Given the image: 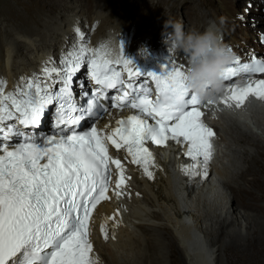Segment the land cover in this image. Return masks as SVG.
<instances>
[{"label":"snow or ice","instance_id":"1","mask_svg":"<svg viewBox=\"0 0 264 264\" xmlns=\"http://www.w3.org/2000/svg\"><path fill=\"white\" fill-rule=\"evenodd\" d=\"M75 31L83 40L79 27ZM53 63L46 62L43 79L34 74L25 83L21 77L23 86L12 92L0 80V264H99L90 239L93 211L111 199L109 191L125 195L131 179L109 145L126 151L148 179L155 178L156 166L149 144L166 147L174 141L184 148L191 163L179 167L188 176L207 178L214 158L216 133L203 119L201 100L186 86L184 64L169 57L161 73H143L124 55L123 44L113 59L106 45L93 50L83 43L62 57L60 67L49 66ZM234 64L224 69L225 81L241 73L264 74V58L252 55L241 63L237 57ZM85 67L88 87L77 85V95L74 77ZM138 77L155 83L154 98L147 80L137 82ZM225 92L221 102L228 107H243L252 96L264 101V79L249 78L243 86L233 81ZM111 108L136 111L116 120L110 132L109 125L98 129ZM49 112L51 130L43 132ZM88 119L89 127L82 128ZM111 165L118 173L114 188ZM119 215L117 209L105 217V240L109 221L118 223Z\"/></svg>","mask_w":264,"mask_h":264},{"label":"bare ground","instance_id":"2","mask_svg":"<svg viewBox=\"0 0 264 264\" xmlns=\"http://www.w3.org/2000/svg\"><path fill=\"white\" fill-rule=\"evenodd\" d=\"M218 1V7L211 11L213 21L208 26L215 24L221 42L234 54V61L239 57L242 63L252 55L264 54V44L259 41L264 23L256 28V23L245 22L247 17L257 21L251 12L245 9L241 12L231 0ZM260 1L262 7L264 0ZM142 2L145 0H130L128 14L138 11V4ZM164 2L167 0H153L152 6L159 7ZM7 3V8L0 6V15H4L5 20L0 26V80L6 81V93L14 91L18 85L23 86L21 77L25 78V83L34 74L43 79L42 69L46 62L52 61L54 63L49 66L60 67L62 57L82 43L93 50L101 45L108 49L115 47L118 53L123 44L128 59L137 65L140 57L145 58L149 68L158 74L169 57L187 69L188 56L168 49L164 42V25L152 15L142 19L140 16L132 22L124 21L122 16L111 19L112 10L107 15L103 13L108 0H15ZM168 6L171 9V5ZM194 9V19L184 17L186 30L197 29L200 25L202 16L197 8ZM165 18L176 20L178 13L170 11ZM258 18L264 22L261 16ZM76 27L84 33L83 40L75 31ZM244 31L252 34L250 39ZM3 48L5 52L1 55ZM155 60L158 62L154 64ZM234 61L229 66L235 67ZM78 77V81L87 77L86 67ZM124 77L127 79L126 73ZM85 84L88 87V80ZM246 114L257 125L250 130L236 122L237 116ZM210 119L220 136L218 158L210 180L190 186L187 191L173 172V151L159 159V171L154 179L139 178L136 172L130 184L140 190L143 197H133L129 202L125 225L114 238L101 240L93 235L102 264H149L151 248H160V252L170 250L172 238L184 251L188 264H219L215 253V245L219 242L225 249H242L246 243L257 241L263 244L260 245L264 254V204L261 203L263 206L259 210L243 203L237 207L233 205L237 196L231 192L242 188L255 195L252 189H259L264 196V107L248 104L237 113L211 115ZM21 130L26 131L22 127ZM246 172L251 176L247 177ZM102 208L109 209L110 205L104 204ZM225 220L234 228L228 230L223 223ZM214 233L218 234L217 238L211 237ZM222 238L225 239L222 241Z\"/></svg>","mask_w":264,"mask_h":264},{"label":"rangeland","instance_id":"3","mask_svg":"<svg viewBox=\"0 0 264 264\" xmlns=\"http://www.w3.org/2000/svg\"><path fill=\"white\" fill-rule=\"evenodd\" d=\"M129 1L130 0H108V5L103 8V13L107 15L112 10V14L110 16L111 19L122 16L124 17L123 19L126 22L136 21L138 17L140 18V16L142 19L152 15L153 17L156 18L157 21L163 23L164 25L162 29L163 35L165 32V23L168 20L165 17L170 11H174L178 13V18L176 20L183 22L184 17L186 18L187 16H189L191 19H194L196 17L194 7L197 8L198 12L202 16L200 18L201 19L200 25L197 28V30L203 32L205 29H207L208 24L213 21V18L211 16L212 9L218 7L219 4L218 0H167V2H164L161 6L153 7L152 6L153 0H145V2L138 4V11L130 15L128 14V12L131 9ZM7 2L13 3L15 2V0H6V1L1 0L0 3L2 4H0V6L1 7L3 6V8H7V4H8ZM231 2L235 3V6L241 12L245 9L247 12L248 11L251 12V14H253V17L255 16V19H257V21L254 22L253 18L247 17L245 21L246 23L248 22L256 23L257 24L256 28H259V25H261V23L262 24L264 23L262 20L259 21L258 18V16L259 17L261 16V18L264 20V8H262L264 7V3L263 6L260 7L259 5L262 4L260 0H231ZM168 5H171V9H168L169 7ZM18 6L19 8H21V10H24L22 6L20 5ZM3 20H4V15L1 14L0 15L1 27H2V22L4 23L5 21ZM243 34H245V36L247 35L248 39H250L252 36L250 32H246V31H244ZM4 52H5V48H3V50L1 51V55H4ZM246 176L250 177L251 176L250 172H246ZM262 178H264V175H262ZM239 180L242 181L241 179ZM243 188H247V187L244 186ZM252 190L254 191L255 195H251L242 188L235 189L233 191L231 190V192L232 193L235 192L237 196V198L233 202V205L235 206L237 205V207H239L241 206V203H243L245 206H249L255 210H259L258 208L262 207L264 204V196L260 193L259 189H252ZM223 223L225 227L228 226L227 227V229L229 228L228 230L234 228L231 227L230 223L226 222V220ZM217 236L218 234L215 233L211 235V237L214 238H217ZM223 239L225 238H222V241ZM260 244L263 245L262 243H259L257 241H252L250 243H246L244 245L245 247H243L242 249H238V248L225 249L223 247V243L219 242L215 245V249H217L215 253L217 254V259L219 261V264H253V263L264 264V254L261 252V250L263 249H261ZM149 264H188V263L186 262L184 251L175 242L174 238H172L170 250L165 249L163 252H160V248L157 247L151 248Z\"/></svg>","mask_w":264,"mask_h":264},{"label":"clouds","instance_id":"4","mask_svg":"<svg viewBox=\"0 0 264 264\" xmlns=\"http://www.w3.org/2000/svg\"><path fill=\"white\" fill-rule=\"evenodd\" d=\"M164 37L169 50L183 52L188 56L189 63L185 72L187 88L203 104L217 103L225 93L223 71L234 61L235 56L221 42L215 24H210L201 32L195 28L186 30L182 21L168 19ZM108 50L113 59L118 57L115 47Z\"/></svg>","mask_w":264,"mask_h":264}]
</instances>
